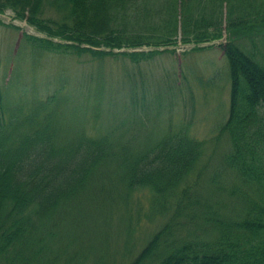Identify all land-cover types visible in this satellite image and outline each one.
Returning a JSON list of instances; mask_svg holds the SVG:
<instances>
[{
	"label": "trees",
	"instance_id": "16d2710c",
	"mask_svg": "<svg viewBox=\"0 0 264 264\" xmlns=\"http://www.w3.org/2000/svg\"><path fill=\"white\" fill-rule=\"evenodd\" d=\"M153 1L146 10L144 0H0V13L10 8L15 18L44 34L23 33L15 56L20 63L7 84L0 83V264H86L88 259L110 264L95 254L101 249L89 242L94 238L89 223L113 219L122 227L124 257L134 245L144 202L146 216L158 225L125 264H264V52L255 42L264 34V0ZM130 17L148 22L145 31H128ZM0 24L19 28L1 19ZM179 25L185 44L225 37L217 46L228 61L229 109L216 138L225 136L223 161L238 182L226 194L232 202L227 216L221 213L228 205L226 191L210 186L217 173L208 179V194H193L211 156L207 141L187 126L154 132L141 125L129 135L124 127L116 132L96 125L102 100L113 102V89L104 81L90 94L83 77L73 90L67 78L58 77L54 87L36 94L30 91L34 75L28 74L26 84L18 79L25 73L16 68H34L44 56L60 61L87 53L138 64L174 53L112 49L175 45ZM87 109L92 116L81 120ZM90 119L96 123L90 125ZM149 133L156 138L140 140Z\"/></svg>",
	"mask_w": 264,
	"mask_h": 264
},
{
	"label": "rangeland",
	"instance_id": "374dc122",
	"mask_svg": "<svg viewBox=\"0 0 264 264\" xmlns=\"http://www.w3.org/2000/svg\"><path fill=\"white\" fill-rule=\"evenodd\" d=\"M143 3L142 7L150 10L154 1L144 0ZM6 12L4 19L11 22L14 12L10 8H7ZM46 14L56 19L59 18V15L53 11H47ZM14 20L20 26L19 29L0 24V83L2 86L7 84L6 81L11 78L10 73L11 71L13 73L16 63H20L19 59H15L23 44V35H20V29L27 27L28 32L37 34L35 28L27 26L24 20ZM147 24L148 22L144 19L136 22L133 17H130L126 28L128 31H145L143 29ZM255 42L259 52H264V34L259 33ZM243 43L248 48L251 47L250 42L243 41ZM142 48L149 49L146 46ZM190 48L189 44L182 45L178 47L180 51L159 53L138 64L121 57L108 56L96 59L87 53L81 57H64L60 61L53 58L54 56H44L45 59L41 60V64L34 68L29 65H21L20 68H16V71L25 73L22 78L18 76V79L24 84H26L25 78L29 82V75L32 74L36 77L34 88L30 90L36 94H43L47 87H54L52 80L58 77L69 80L68 90H73L76 80L83 77L87 81L85 90L90 94L95 93V89L97 90L98 86L103 84L101 81H104L105 88L111 86L113 102L107 104L105 100H102L101 110L96 119L101 118L102 122L97 121L96 123V120L90 119V125L93 123L99 126L102 123L103 125L107 124L108 128L112 126L116 128V132L121 131L124 127L127 128L128 135L135 127L144 124H147V128L153 127L154 132H161L166 128L180 129V127L187 126L192 135L207 141L206 153L207 156H211L208 168L203 169L200 165L202 168L201 178L198 180L196 191L193 194L195 196L208 194V179L217 173L215 175L217 178L215 181H211L210 186L213 187L217 184L223 186L226 191L224 197L228 200V205L220 212L227 216L230 214L232 202L226 194L230 192L231 186L237 180L223 161V151L227 148L225 136L219 139L216 136L229 109L228 61L219 47ZM24 55L29 61L31 55L25 49ZM110 70L113 71V78L109 73ZM99 73L101 74L99 75ZM98 75L100 78L104 76L105 80H100ZM14 88L11 83L8 92L11 96L15 93ZM62 92H67V90L63 89ZM124 104L126 108H123ZM85 112L86 115L81 116V120L92 116L89 109ZM87 131L91 132L89 125ZM109 138L113 140V137ZM155 138L149 133L141 137L140 140L151 142ZM214 148L216 154L212 153ZM147 209L148 205L144 202L139 214L140 223L136 226L132 236L134 241L131 245H134L132 248L131 245L128 247L131 248V252L126 253L124 257L122 254L125 251V233L122 231V227L116 226L113 219L106 224L99 221L89 223L88 228L94 234V236H90V239L94 237L93 241L89 242L98 244L101 249L95 254H103L110 264H121L122 262L125 264L130 261L158 225L156 220L146 216L149 212ZM233 215L231 214V216ZM88 240V237L84 236L83 241ZM86 262V264H90L89 259Z\"/></svg>",
	"mask_w": 264,
	"mask_h": 264
},
{
	"label": "water",
	"instance_id": "95a60500",
	"mask_svg": "<svg viewBox=\"0 0 264 264\" xmlns=\"http://www.w3.org/2000/svg\"><path fill=\"white\" fill-rule=\"evenodd\" d=\"M0 16L3 18L4 15L3 14H0ZM179 35H180V29H179ZM161 48H165V47H158V49H161ZM121 51L122 50H126V49H120ZM127 50H131L130 48H128Z\"/></svg>",
	"mask_w": 264,
	"mask_h": 264
}]
</instances>
